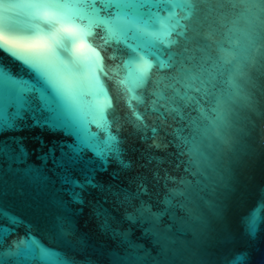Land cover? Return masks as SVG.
<instances>
[{
  "label": "snow or ice",
  "instance_id": "snow-or-ice-1",
  "mask_svg": "<svg viewBox=\"0 0 264 264\" xmlns=\"http://www.w3.org/2000/svg\"><path fill=\"white\" fill-rule=\"evenodd\" d=\"M161 8L168 9L169 16L165 26L157 29L160 21L153 9ZM258 22L262 25L259 29ZM219 28L226 29L223 39H217ZM201 40L206 41L203 46ZM193 43L201 53L195 63L190 55ZM262 62L264 0H0V157L8 160V173L19 172L11 165L29 155L25 142L31 140L37 158L45 165L51 161L50 171L61 185L57 192L84 205L90 190L111 191V181L133 168L121 137L126 126L142 142L150 139L149 148L166 149L173 141L165 143L159 135V128L167 123L165 113L174 122L178 117L187 124L191 115L187 109L199 105L225 72L224 83L232 95L251 107L242 82L250 83V70ZM12 65L19 71L14 72ZM106 81L116 85L115 101ZM101 96L104 99H99ZM106 110H111L108 115ZM153 113H159V125L149 123ZM92 125L104 134L103 139L90 130ZM184 131L183 126H177L171 133L180 156L189 144ZM56 133L63 136L52 138ZM73 138L74 143L68 142ZM85 150L93 158L85 159ZM152 160L157 161L152 179L157 183L163 180L166 188L161 201L164 211L152 212L143 200L135 211L141 216L148 213L158 222L174 206L176 197L185 195L179 186L185 181H177L167 170L161 176L162 161L150 156ZM113 163L117 167L109 171ZM4 171L0 167V264H75L60 250L73 247L69 240L72 222L57 216L52 229L44 234L52 245L46 246L29 222L5 207L6 197L22 192H17L14 182L4 180ZM136 180L135 197L150 196L148 177ZM169 182L177 186L169 188ZM132 198L125 195L124 199L130 202ZM258 202L264 206V197ZM55 203L66 205L59 200ZM209 207L221 222L223 264H248V246L264 241L262 219L250 209L229 225L222 204L210 203ZM93 211L97 217L104 216L100 227L107 232V210L97 205ZM127 219L135 221L136 216L128 213ZM194 219L207 228L202 217ZM21 226L24 236L17 232ZM112 234L133 249L130 257L123 259L141 264L145 256L135 251L139 246L127 240V233L112 230ZM13 235L16 239L7 242ZM237 240L244 246H235ZM164 253L167 259L166 246Z\"/></svg>",
  "mask_w": 264,
  "mask_h": 264
},
{
  "label": "water",
  "instance_id": "water-1",
  "mask_svg": "<svg viewBox=\"0 0 264 264\" xmlns=\"http://www.w3.org/2000/svg\"><path fill=\"white\" fill-rule=\"evenodd\" d=\"M153 11L157 13L160 21L156 24V28L165 26L169 16L168 9H153ZM176 11L183 15L179 9ZM243 26V21H240L239 27L243 28ZM225 31L226 29L219 28L217 39H223L222 33ZM205 43L204 40L199 41L200 46ZM158 47L163 54V47L160 45ZM190 47L192 48L190 55L195 58L192 63H195L201 53L196 51V43ZM225 47H228L227 41H225ZM12 70L18 72L19 68L12 65ZM249 74L251 82L246 85L248 96L260 113L259 116L249 113L251 116L249 130L253 137L252 149L254 151L252 155L245 157L243 165L234 169L226 192L203 176L189 173L187 166L181 163L184 157L179 155L171 133L173 127L183 126L184 134L187 135V124L179 122L178 117L174 122L165 113L167 123L159 128V135L165 143L168 141H173V143H169L166 149L149 148L148 145L152 143L150 139L142 142L139 135L133 134L131 127L126 126V129L121 132V137L124 140L123 146L127 149L126 158L132 160L133 168L121 173L119 179L111 181L113 185L111 191L90 190L91 194L86 195L84 205L72 203L65 192H57L61 185L50 171L53 167L51 161L45 165L42 160L38 159L39 154L32 151L31 140H27L25 143L28 146L29 155L22 157L19 163L13 162L11 165L13 170L19 169V172L8 173V160L0 157V167L5 170L4 180L14 182L17 192H22V194L6 197L5 207L11 208L13 212L29 222L33 226L34 233L49 247L52 245L44 239V234L52 229L56 217L62 216L70 220L73 229L69 240L72 241L73 247L60 250L66 254L65 258L72 259L75 264H128V261L123 258L130 257L133 249L120 237H114L112 230L127 233V240L139 246L135 251L145 256L141 264H223L225 241L221 222L213 216L212 209L209 207L210 203L222 204L225 207V219L229 225H233L240 215L251 209L262 219L260 227L264 229V206L258 202L261 197H264V147L261 146V140L264 139V62L257 68L251 69ZM106 87L115 101L116 85L112 81H106ZM99 99L102 100L104 97L101 96ZM181 107H183L182 104ZM110 111L106 110V115ZM160 111L164 112V108L161 107ZM187 111L191 113L192 109L189 108ZM158 116L159 113H153L149 123L156 121L159 125V120L156 119ZM90 130L97 132L103 139L104 134L94 125L90 126ZM34 134L21 133L27 136ZM147 134L151 136L150 131ZM62 136L63 133H56L52 138ZM68 142L74 143V138ZM82 155L85 159L93 158L87 150ZM150 156L160 158L162 161L159 164L161 176L164 175V170H167L168 174L175 177L177 181L181 179L185 181V184L179 185L185 189V195L176 197L173 201L174 206L168 208L158 222L148 213L141 216L135 211L139 208L141 200L151 205L152 212L164 211L165 206L161 201L166 188L163 180L157 183L152 179V172L157 168V161L150 162ZM116 167L113 163L109 171ZM28 169L32 171L25 174ZM138 176L148 177L150 196L135 197L136 177ZM46 177L47 180H45ZM103 179L107 181L108 177L105 175ZM175 186L177 185L171 182L168 184L169 188ZM125 195L133 197L130 202L125 201ZM57 200L66 202V205H58L55 203ZM97 205L107 210L110 225L107 232L100 227L104 216L97 217L93 211L94 206ZM128 213L136 216L135 221L127 219ZM197 216L207 221L206 229L194 219ZM17 232L20 236H24L25 228L21 226ZM157 232L166 235L167 239H159L154 234ZM261 235L264 236V231ZM13 239H16L15 235L8 237L7 242ZM80 240H83V243H80ZM165 246L167 247V259L164 253ZM235 246L243 247L244 242L237 240ZM248 250L250 251L248 264H264V241L248 246Z\"/></svg>",
  "mask_w": 264,
  "mask_h": 264
},
{
  "label": "clouds",
  "instance_id": "clouds-1",
  "mask_svg": "<svg viewBox=\"0 0 264 264\" xmlns=\"http://www.w3.org/2000/svg\"><path fill=\"white\" fill-rule=\"evenodd\" d=\"M261 26L258 22V29ZM226 79L227 72L217 81L216 88L192 109L186 126L189 144L183 149L182 160L189 173L203 176L225 192L234 169L243 165L245 157L254 151L249 113L260 115L251 101L250 107L232 95L224 83ZM247 84L242 82L248 94ZM261 146L264 147V139Z\"/></svg>",
  "mask_w": 264,
  "mask_h": 264
}]
</instances>
